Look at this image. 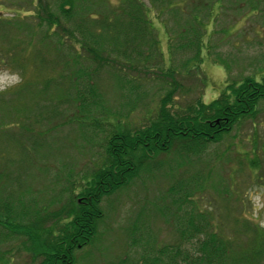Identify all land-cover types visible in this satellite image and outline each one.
I'll return each mask as SVG.
<instances>
[{"label":"rangeland","instance_id":"1","mask_svg":"<svg viewBox=\"0 0 264 264\" xmlns=\"http://www.w3.org/2000/svg\"><path fill=\"white\" fill-rule=\"evenodd\" d=\"M42 1L55 20L41 12L38 0H0V50L8 48V54L0 52V198L29 212L22 224L32 222L35 213L46 217L78 194L101 167L104 138L112 128L133 132L146 127L167 94L165 107L184 112L197 100L210 103L246 77L264 79V0H139L148 9L163 60L151 55L155 60L149 58L136 71L111 44L100 59L79 46L82 41L89 50L92 40L97 43L90 33L101 35L99 21H117L111 31L121 38V28L132 22L128 0ZM111 11L118 17L113 19ZM193 17L206 25L197 39L202 43L199 61L191 60L196 52ZM89 22L95 27L84 29ZM101 39L97 47L108 40ZM27 52V60H21ZM7 55L18 60L8 62ZM59 59L79 70L81 101H73V78L51 77L65 70ZM170 70L178 74L174 84L167 78ZM22 73L29 80L24 84ZM115 73L132 81L124 85ZM91 86L100 100L87 92ZM200 148L193 156L176 143L167 153L149 154L135 178L103 196L97 237L74 252L73 264H137L142 258L151 264L158 249L178 247V242L187 248L171 226L173 204L183 189L191 184L197 189L199 183L203 190L192 195L188 210L207 213L210 232L223 231L228 264L240 253L256 256L259 246L262 256L248 264H264V102L257 115L241 119L221 141ZM60 218L45 222V229L56 233ZM25 244L24 236L6 237L1 264H37L39 256L35 259Z\"/></svg>","mask_w":264,"mask_h":264},{"label":"trees","instance_id":"2","mask_svg":"<svg viewBox=\"0 0 264 264\" xmlns=\"http://www.w3.org/2000/svg\"><path fill=\"white\" fill-rule=\"evenodd\" d=\"M252 2L254 3L255 0H252ZM44 3L46 2L38 0L37 4H42L41 12L45 13L46 17L55 20L48 11V6ZM152 3L154 4L155 0ZM127 4L128 8L131 9L129 14H131L132 22L129 26L121 28V38L111 31V27L115 26L117 21L113 20L114 22L112 24L108 23V25L106 21H99L95 25L100 26L101 35L97 33L90 34L95 36L97 43L100 42V38H102V42L108 39L106 43H100L97 47L95 45L97 43L92 40L93 47L89 50L84 48L85 43L82 41L79 42V46L82 52L88 54V56L93 55L94 59H100V53L107 52L104 47L111 44L115 48L114 52L122 54L125 63H128V67L136 71L137 65H139V68H145L149 63V58L153 62L157 58L163 60V57L159 42L154 37L152 27L148 22V9L145 10L139 0H128ZM153 4H151V7L154 6ZM160 5L162 4L160 3ZM251 9H254V7L252 6ZM61 13L64 14L63 10H61ZM69 13L70 11H66L65 14ZM111 14L113 19L114 16L118 17L112 11ZM192 19L196 25V33L193 36L196 38V52L191 60L199 61L198 57L202 43L198 44L197 39L198 36H202L204 31L201 28L206 25L198 22L194 17ZM84 25H87L84 29L95 27L92 22L84 23ZM82 37L84 38V34H82ZM0 52L8 54V48H1ZM28 55L27 52L20 56V58L24 57L21 60L26 61ZM151 55H154L155 59L150 57ZM7 57L9 58L8 55ZM17 60V57L9 58L8 62L16 63ZM109 60L111 65L116 63L111 59ZM57 62L65 70L61 71L59 75L58 72L57 75L52 72L53 76L51 77H53V80L58 78L62 80L61 78L64 76L73 78L72 86H70V91L74 90L75 92L73 101H81L82 95L77 91L76 86L79 70L75 73L72 65L67 64L63 59H59ZM73 63H78L76 57H74ZM19 64L18 69H21ZM50 68L52 70V66ZM169 72H171V75L167 78L173 84L176 83L178 74L172 70ZM125 76L118 73L116 80L124 85L132 81L131 78L129 81L126 80ZM22 78V84L29 81L26 80L24 74ZM37 78L40 77H35V80ZM223 91L210 103L204 104L197 100L193 106H189L187 111L184 112H171L165 107L171 97L169 93L160 101L155 117L146 127L136 129L133 132L124 128L113 127L104 138V155L101 167L87 178L88 181L78 194L73 195L72 199L57 211L46 214V217H40L39 213H35L32 222L22 224V219L29 212L20 211L17 207H13L10 202L3 201L0 198V228L7 231L3 234L0 231L1 236H5L0 237V245L6 237L24 236L25 243H27L25 244V250L32 252L35 259L39 256L37 264H73L75 260L74 252L92 245L97 237L98 223L103 217L99 206L100 199L103 196L114 193L135 178L141 170L144 159L148 158L149 154L156 156L157 154L167 153L178 143V146L185 152L195 156L200 153L201 145L221 141L223 136L228 135L241 119L252 118L257 115L258 106L264 102V79L256 80L255 77L249 76L238 84L226 86ZM87 92H90V95L98 100L101 99V95L96 93L97 87L91 86ZM226 92H229V94ZM255 165L253 162L250 163L252 168ZM191 185L183 189L182 196L176 197L178 201L173 204V206L177 205L174 212L176 220H174V223L172 221L173 225H171L179 238L181 236L188 247L184 248L178 242V247L158 249L157 256L155 255L156 257L152 259L151 264H228L226 251L223 247V231L219 232L215 230L218 228H214L213 232H210L211 227L207 221L208 218L210 220L209 215L203 211L195 213L188 210L193 207V194L203 190L200 183L195 187L199 188L198 190L193 189L196 184ZM20 204L22 205L20 202L17 205ZM166 212H169V210H166ZM60 217H64V219L61 220L63 223L56 230V233L50 229H45V222ZM201 222L205 223L204 226L201 225ZM166 223H169V220H166ZM186 225L188 226L185 227ZM130 240L132 244L136 243L133 237H130ZM259 248L260 246L254 250L257 252L256 256L251 254L250 257H242V253H240L239 257H235V260L232 258L229 264H237L242 260L248 264L257 257L259 259V256H262ZM4 254L5 251L0 250V264L5 259ZM143 260L142 258V263L137 264L148 263L147 260H144V262Z\"/></svg>","mask_w":264,"mask_h":264}]
</instances>
